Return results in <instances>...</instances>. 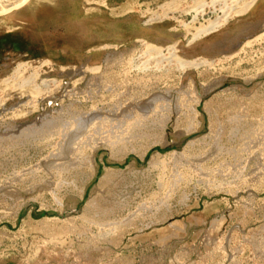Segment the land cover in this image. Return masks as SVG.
Here are the masks:
<instances>
[{
    "label": "rangeland",
    "instance_id": "1",
    "mask_svg": "<svg viewBox=\"0 0 264 264\" xmlns=\"http://www.w3.org/2000/svg\"><path fill=\"white\" fill-rule=\"evenodd\" d=\"M210 1L0 16V264H264V0Z\"/></svg>",
    "mask_w": 264,
    "mask_h": 264
},
{
    "label": "bare ground",
    "instance_id": "2",
    "mask_svg": "<svg viewBox=\"0 0 264 264\" xmlns=\"http://www.w3.org/2000/svg\"><path fill=\"white\" fill-rule=\"evenodd\" d=\"M21 1H24V0H10V2L9 1H6V2H4V3H0V9H5V8H8V7H10V6H13L12 5V3H15V2H21ZM29 1V0H28ZM206 1V0H205ZM220 0H211L210 2H208V3H206V2H201L200 4H198V7H196V12L199 14V15H206L208 12H206L208 9H210V8H212V9H215V7L218 5V3H220L219 2ZM257 0H247V2L245 1L244 3H243V6H240L241 8H240V10L239 9H237V11L235 12V10L234 9H232V7L231 6H228V7H226V10L224 11V15H223V18H222V21H227L228 20V18H229V14L231 13V12H229L230 10L232 11V10H234L233 12H235V13H241V14H243V13H246L250 8H251V6L256 2ZM199 2V1H198ZM222 3V2H221ZM226 3H227V1H226ZM237 4H239V3H237ZM220 5V4H219ZM226 5V4H225ZM218 7V6H217ZM225 7V6H224ZM221 8V7H220ZM234 8V7H233ZM218 9V8H217ZM236 9V8H235ZM219 11H222L223 12V10L221 9V10H219ZM212 12H215V11H213L212 10ZM196 13V14H197ZM234 13V14H235ZM219 19V18H218ZM221 19V18H220ZM217 21V20H216ZM214 22V21H213ZM220 22V21H219ZM219 22L217 21V22H214V23H210L209 22V24H211L210 26H208L207 27V29L205 30V31H203L204 33H209V32H211L212 30H215V28L216 27H218L219 25H221V24H223V23H221V24H219ZM204 29H205V27H204ZM202 32V33H203ZM148 47H150V48H152L151 47V45H148ZM171 48H173V47H171ZM170 51V50H169ZM173 55V54H172ZM173 57H174V55H173ZM172 57V58H173ZM166 59H168V58H166ZM171 59V58H170ZM169 59V60H170ZM180 61H181V65H183L184 64V66L185 65H187V66H199V65H204V64H206V65H208V64H211V63H213V61L214 60H207V59H205V58H194V59H190V60H183V59H180ZM158 62H160V61H158ZM178 64H179V62H178ZM45 82V81H44ZM44 84H46V83H44ZM86 124H85V122H81V123H78V126H77V130H81L84 126H85ZM91 125H93V124H88L86 127H90L91 128ZM80 133V132H79ZM110 137H112L111 135L110 136H107V138L105 137L104 139L102 138V140H103V142L105 141L106 143H110V146L111 145H113L114 146V143H115V140L113 139V138H110ZM125 138V137H124ZM101 139L99 140V141H102ZM102 142V143H103ZM104 142V143H105ZM261 241L262 242H264V237H262L261 238ZM264 251V250H263ZM233 258V257H232Z\"/></svg>",
    "mask_w": 264,
    "mask_h": 264
},
{
    "label": "water",
    "instance_id": "3",
    "mask_svg": "<svg viewBox=\"0 0 264 264\" xmlns=\"http://www.w3.org/2000/svg\"><path fill=\"white\" fill-rule=\"evenodd\" d=\"M7 0H0V3H4L6 2ZM10 2V0H9ZM28 2V0H24V1H21V2H15V3H12L13 6H10L8 8H5V9H0V16L2 15H5V14H8L16 9H19L20 7H22L23 5H25V3Z\"/></svg>",
    "mask_w": 264,
    "mask_h": 264
}]
</instances>
